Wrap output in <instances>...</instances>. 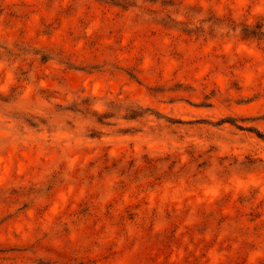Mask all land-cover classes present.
Returning a JSON list of instances; mask_svg holds the SVG:
<instances>
[{"label": "rangeland", "instance_id": "374dc122", "mask_svg": "<svg viewBox=\"0 0 264 264\" xmlns=\"http://www.w3.org/2000/svg\"><path fill=\"white\" fill-rule=\"evenodd\" d=\"M0 264H264V0H0Z\"/></svg>", "mask_w": 264, "mask_h": 264}, {"label": "trees", "instance_id": "16d2710c", "mask_svg": "<svg viewBox=\"0 0 264 264\" xmlns=\"http://www.w3.org/2000/svg\"><path fill=\"white\" fill-rule=\"evenodd\" d=\"M164 25H165V24H164ZM250 33H252V32H250ZM245 34L247 35V33H245ZM248 34H249V33H248ZM246 35H245V36H246ZM42 60H44V57L42 58ZM45 61H46V60H45Z\"/></svg>", "mask_w": 264, "mask_h": 264}]
</instances>
